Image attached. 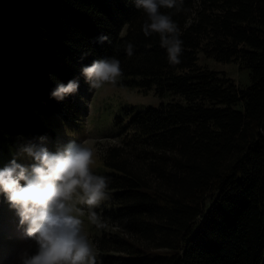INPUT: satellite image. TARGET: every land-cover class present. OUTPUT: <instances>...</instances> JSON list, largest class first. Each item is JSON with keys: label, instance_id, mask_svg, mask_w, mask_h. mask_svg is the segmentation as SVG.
Masks as SVG:
<instances>
[{"label": "trees", "instance_id": "1", "mask_svg": "<svg viewBox=\"0 0 264 264\" xmlns=\"http://www.w3.org/2000/svg\"><path fill=\"white\" fill-rule=\"evenodd\" d=\"M160 11L182 32L176 65L158 34L144 36L135 0H0V148L55 136V118L75 127V98L96 91L81 67L115 57L118 88L168 102L114 118L118 143L97 174L111 181L96 210L97 264H264V0ZM101 34L109 41L98 43ZM201 57L238 65L250 85L201 67ZM75 78L77 94L50 96Z\"/></svg>", "mask_w": 264, "mask_h": 264}, {"label": "clouds", "instance_id": "2", "mask_svg": "<svg viewBox=\"0 0 264 264\" xmlns=\"http://www.w3.org/2000/svg\"><path fill=\"white\" fill-rule=\"evenodd\" d=\"M135 7L146 16L142 24L144 36L158 34L168 62L179 64L183 53L181 29L171 15L160 9L179 12L183 0H135ZM108 41L107 35L97 37L100 44ZM134 47L131 42L126 44L128 56L133 55ZM80 75L95 90L106 84L116 85L123 71L117 58L108 57L82 66ZM79 87V78L67 84L58 82L50 96L63 101L77 94ZM18 155L35 162L28 167L13 158L0 169V193L16 210L25 235L35 243L34 252H21L20 264H97V251L83 229V212L79 206H87L89 221L97 228L103 227L94 209L109 198L111 181L107 176L93 173V149L83 142H69L52 153L28 142L21 146Z\"/></svg>", "mask_w": 264, "mask_h": 264}, {"label": "rangeland", "instance_id": "3", "mask_svg": "<svg viewBox=\"0 0 264 264\" xmlns=\"http://www.w3.org/2000/svg\"><path fill=\"white\" fill-rule=\"evenodd\" d=\"M199 65L231 79L242 89L250 85L249 72L240 70L236 64H222L201 57ZM75 99L78 107L83 110L80 112L81 115L75 127L73 122L65 124L62 118H55L52 121V127L55 131L57 130L55 136L39 140L18 139L15 142L16 147L7 152L0 148V169L7 166L13 158H16L18 163L30 167L35 161L27 156L18 155L21 146L28 142L45 147L52 153L69 142H83L94 152L93 173L102 174L105 170L102 157L106 147L118 143L119 128L114 126V118L122 113V109L133 107L143 110L168 102V99L159 98L154 91L130 90L111 84L96 89L89 97L86 94L83 98L76 97ZM106 201H102L101 204ZM79 207L83 212L81 216L83 229L94 245L101 230L89 221L87 206L80 205ZM97 208L94 210L96 211ZM24 250L34 252L35 243L25 235L24 228L19 224L16 210L10 207L4 194L0 193V264H20L19 256Z\"/></svg>", "mask_w": 264, "mask_h": 264}]
</instances>
